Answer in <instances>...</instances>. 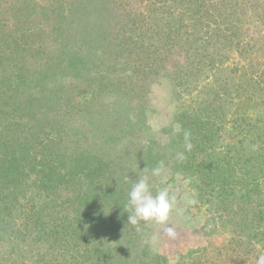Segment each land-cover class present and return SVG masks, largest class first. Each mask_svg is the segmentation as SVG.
<instances>
[{
	"label": "rangeland",
	"instance_id": "obj_1",
	"mask_svg": "<svg viewBox=\"0 0 264 264\" xmlns=\"http://www.w3.org/2000/svg\"><path fill=\"white\" fill-rule=\"evenodd\" d=\"M81 1L0 0V264H256L264 91H250L264 78V0H100L110 29L97 37L77 17ZM205 129L207 147L187 151L203 165L177 166L183 132ZM147 152L167 170L151 182L178 198L174 237L155 223L122 230L103 201L109 185L130 191ZM242 205L256 217L246 233Z\"/></svg>",
	"mask_w": 264,
	"mask_h": 264
},
{
	"label": "trees",
	"instance_id": "obj_2",
	"mask_svg": "<svg viewBox=\"0 0 264 264\" xmlns=\"http://www.w3.org/2000/svg\"><path fill=\"white\" fill-rule=\"evenodd\" d=\"M94 8H96L97 9V11H99V15H97L96 14V10L95 9H93V7ZM216 4H214V7L216 8ZM23 7V6H22ZM28 8L29 9H27L26 7L25 8H23V10L22 11H24V10H26V11H29V12H31V13H33V12H36L35 10H36V7H35V5H33V6H28ZM107 8H110V6H106L105 5V3L104 2H100V0H86V2H84V1H81V3H79L78 5H77V17H78V19H81V21L83 22V26H85V23H86V21H87V24H93V26L91 25V26H89L88 28L89 29H87V31H86V33H88V32H90V31H92V32H94V37L96 36H99V32H102V33H104V35L105 34H107L108 33V29H110V27H109V25H110V21H105V19H103V17H107V16H103L104 15V12H106V13H108V9ZM89 10H91V12H92V10L94 11V14H96V19L95 20H90V18L88 17L89 16V14H90V12H89ZM28 12V13H29ZM205 15H207V16H212V13H211V11L209 10V8H207L206 9V12H205ZM21 17H22V14H21ZM25 18H28V16H25ZM89 19V20H88ZM178 19V18H177ZM107 20H109V18H107ZM179 22V21H178ZM168 26L170 25V32H169V34H170V36L175 32V30L174 29H172V22L170 21V20H168ZM179 24H180V22H179ZM181 25V24H180ZM82 26V27H83ZM85 30V29H84ZM24 31V36H26V33L28 32V29H25V30H23ZM58 32H60V31H58ZM62 33V32H61ZM85 35V34H84ZM60 37H58V38H61V35H59ZM64 39H66L65 37H64ZM76 40H80V41H83V39H82V37L81 36H79V37H77L76 38ZM91 40H88V42H90ZM92 43H93V40L91 41ZM69 57V59H68V61H69V63L67 64V65H65L68 69H70V66L69 65H71V64H73V63H76L77 61H73L74 59H75V57L73 56V54H70V53H67L65 50H62V52H61V55H60V57H61V59H64V57ZM61 59H60V61H61ZM255 83H257L256 81H254ZM254 82H252V89H253V92L252 91H250V93H251V96H255V95H259V94H261V92H263L264 91V88L261 86L262 85V83H260V82H264V78H263V81L261 80V79H259V84H255ZM261 99L262 98H256L255 97V100H254V103H255V105H257L258 103H259V101H261ZM194 126H196V125H194ZM201 126H204V125H201ZM199 128H202V127H199ZM213 135H214V131L212 132V130H210V129H205V132H203V131H201V130H199V131H197L196 130V132H195V134H194V136L191 138V142H193V145H195V148L197 147V149H199L202 145H204L205 143H207L208 144V142H210V137H213ZM168 145L167 146H172V147H174V144H177V142L176 141H174V140H171V141H169L168 143H167ZM207 147V145L205 144V146H204V148H206ZM208 148H209V146H208ZM260 150H262V148H260ZM184 151V159L183 160H178L177 161V166H184V168H190V169H193V168H195V167H200L201 165H203V161H201V162H199V163H197V164H193L191 167L189 166V164L191 163V159H193V158H196V157H193L192 158V155H191V153L190 154H188L189 152H187V151H185V149L183 150ZM202 151H204V149L202 150ZM156 154L157 153H155L154 155H152V153H144V156H143V161H142V165H141V167H146V166H149L150 168H153V167H156L158 164H159V162L160 161H162V159H161V157H162V155H157L156 156ZM231 158H232V155H231ZM98 159V161H100V160H103V163H104V170L106 171V169L105 168H109V167H111V169H114V171L115 170H117V171H120V169L122 168V163L120 162V161H116L115 159L113 160V162H111L110 161V159H108V158H105V159H99V158H97ZM197 159V158H196ZM196 159H195V162H196ZM230 160V159H229ZM13 163H16L17 162V160L15 159V158H13L12 160H11ZM205 161V160H204ZM194 162V163H195ZM189 163V164H188ZM206 163V162H205ZM75 164H77V160H76V162H75ZM114 165V166H116V168H118V169H116L114 166H112V165ZM184 164V165H183ZM205 166H207L208 168L206 169V171H207V174H211V173H213V174H211V175H214L215 173H219V172H221L222 174L223 173H225L226 172V169L224 168V169H221L222 167L220 166V165H215L213 162H211V163H206L205 164ZM138 167H140V165H138ZM87 167H85V169H86ZM175 168H177V167H175ZM222 170V171H221ZM175 171H176V169H175ZM216 171V172H215ZM65 174H67V173H65ZM89 175V173H86V175ZM221 174V175H222ZM220 175V176H221ZM116 176H118V177H120V178H122V182L123 183H125V182H127L125 179H126V175H123V174H120V172L119 173H117L116 174ZM134 179V178H133ZM132 182V179H131V181H130V183ZM109 183V182H108ZM107 183V184H108ZM128 183V182H127ZM206 184H208V182H205ZM109 185V184H108ZM129 187H131L130 185H128ZM109 187L110 188H107V190H108V196H110V197H108L107 195V197L106 196H104L103 197V201L106 203H108L109 205H115V207H116V209H118V210H116L117 211V213H116V215H115V217L117 216V214H119L120 216H118V219H119V225L121 226V225H123V227L121 228L122 230L123 229H126V230H128V229H130V232H131V230H132V228L134 227V226H132V225H130V224H128V219H125V218H127L128 217V213L127 212H125L124 211V209H123V207L126 205V203H127V199H128V197H127V194L128 193H126V191L123 189V188H121V190L119 189L120 187H111V185H109ZM131 189V188H130ZM102 192H105V190H103ZM126 193V194H125ZM108 198H111L112 199V201H110ZM232 201H233V199H232ZM249 201H251V200H249ZM233 202H235V201H233ZM242 206H244L245 207V214H247L246 215V217H243V220H241V224H238L239 226H237V228H242V230H246L243 226V224H248V225H250V224H255L254 222V220H256V217H255V219H254V217H253V219H251L250 217H249V213H250V211H251V208H247V206L246 205H242ZM100 207V206H99ZM249 207V206H248ZM248 209V210H247ZM100 210H101V212H102V206L100 207ZM100 210L97 212L96 210H95V212L96 213H98V214H100ZM254 211H257V210H254ZM248 227V226H247ZM119 228V227H118ZM249 228H251L250 226L248 227V229ZM248 229L244 232V233H246V232H248ZM122 232L123 231H121L120 232V234H122ZM248 235V234H247ZM255 235H257V234H255ZM250 238V240L251 239H253V237H249ZM252 243V242H251ZM250 243V244H251ZM148 250H143V252L145 253V252H147ZM148 253V252H147ZM139 256H142V255H139ZM136 257L134 260H136V262H138V263H142V259L143 258H140V257ZM140 258V259H139ZM134 260H133V262H134ZM139 260V261H138Z\"/></svg>",
	"mask_w": 264,
	"mask_h": 264
},
{
	"label": "clouds",
	"instance_id": "obj_3",
	"mask_svg": "<svg viewBox=\"0 0 264 264\" xmlns=\"http://www.w3.org/2000/svg\"><path fill=\"white\" fill-rule=\"evenodd\" d=\"M185 151H191L193 145L191 143V132L185 130L183 132ZM184 152H177L176 159L183 160ZM166 167L163 161H160L156 167L149 169L145 167L138 173V179L132 183L128 192L127 203L123 207L128 213V224L139 226L141 223H155L165 226V231L170 237L175 236V228L169 226L172 213L179 212L177 208V195L173 193L169 187H155L151 182V177L161 178L166 175ZM155 188V191L153 189ZM188 203H195L194 200H188ZM155 241L157 236H153ZM256 264H264V254L258 256Z\"/></svg>",
	"mask_w": 264,
	"mask_h": 264
}]
</instances>
